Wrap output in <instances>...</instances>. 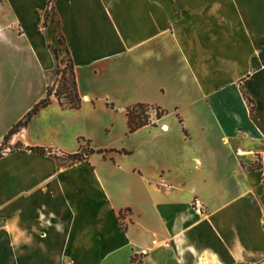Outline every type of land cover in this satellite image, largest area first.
<instances>
[{"label":"crops","instance_id":"0c3cea01","mask_svg":"<svg viewBox=\"0 0 264 264\" xmlns=\"http://www.w3.org/2000/svg\"><path fill=\"white\" fill-rule=\"evenodd\" d=\"M51 1L0 0V45L42 84L0 147L47 94L58 28L82 106L54 100L0 158V264H264V0ZM177 79L198 83L206 134L163 108ZM138 104L167 114L130 133ZM119 125L134 145H94Z\"/></svg>","mask_w":264,"mask_h":264},{"label":"rangeland","instance_id":"374dc122","mask_svg":"<svg viewBox=\"0 0 264 264\" xmlns=\"http://www.w3.org/2000/svg\"><path fill=\"white\" fill-rule=\"evenodd\" d=\"M52 7L53 6L49 7V13L52 12ZM49 16L51 17V14ZM44 31L45 30L42 28V32ZM24 47V45H21V48L17 45L12 47L8 45H0V122L2 123H7L10 120L7 116L8 109L13 108L14 113L18 111L17 115L20 114V111L29 104L30 97L37 95L42 88V84L37 78H34V83H30V77L35 76V70L32 69L27 71L28 64L25 62V59L21 57V60L19 61L20 64H18L16 60V56L21 54L20 49H25ZM58 51L60 61L56 64L54 73L48 77V86L50 85V87H54L55 90H60L62 87V77L61 74H57V65L61 66L62 70L66 68L68 71L71 65V57L67 52V47L60 46L58 47ZM11 57H14L15 60L11 61ZM30 89H32V93L29 92ZM200 99L201 94L200 90H198L197 82H193V80L184 81L179 79L174 81L170 91H167L166 94L163 93V96L160 97V101H163L166 105L163 106V108L169 111V115L172 113L171 116H173V118L183 116L186 117L188 122L190 121V123H188V129L192 136L206 134L204 128L201 126V120L199 119V108L203 104ZM62 101L66 104L69 103L65 96H62ZM177 108L181 109L176 110ZM164 112L167 114L166 111ZM146 115L150 118L151 123L153 115L155 117L154 120L164 117L163 112L156 109L149 110ZM55 116L56 114L51 112L50 115L39 119L36 124L38 125L41 120L44 119L55 125ZM123 129V125H119L117 134L112 136L110 140L96 139L94 145L108 144L115 147L134 145L135 136L127 133L124 138ZM209 134L211 133H207V135ZM10 140L7 143L4 141L2 147H0V156H4L21 146V144L10 146ZM45 140L50 141L49 138H45ZM80 145H82L84 152L87 151V145L84 142L80 141ZM84 152L81 154L82 156H84ZM65 161L67 164L75 163L70 158H66L64 162Z\"/></svg>","mask_w":264,"mask_h":264},{"label":"trees","instance_id":"16d2710c","mask_svg":"<svg viewBox=\"0 0 264 264\" xmlns=\"http://www.w3.org/2000/svg\"><path fill=\"white\" fill-rule=\"evenodd\" d=\"M51 4H53V0L51 1ZM49 15L50 13L49 11H47L45 15V26L46 27L50 20ZM58 32H59L60 46L66 47L65 38L59 31V28H58ZM50 48L54 54L56 62L58 63L60 61L58 48H52V47ZM67 52L70 55V52L68 49H67ZM57 74L59 75L61 74V77H62L61 89L55 90L54 87H50L49 85L46 96L39 103H37L31 109V111L24 117V119L18 122L13 127V129L9 132V134L6 136L5 138L6 143L9 142V140L15 134L19 133L23 128L27 127L29 123L32 121V119L36 115H38L43 109H46L49 106H51L54 100H57L60 106L65 109L67 108L68 109H79L82 106V99L78 91V83H77V76L75 72V66H74L72 59H71V65H70L69 71L66 68L62 70L61 66L57 65ZM62 96H65V98L68 100L69 103L67 104L64 103L62 101ZM151 109L153 108L147 105H143V104H138V105L129 107L127 109L128 126H129L130 133H135L138 130L144 128L145 126H148L151 123L150 118L146 115V113ZM156 110L163 112L164 116L166 115L164 111L160 109H156ZM20 147H22V145ZM20 147H17V148H20ZM28 150L41 154V155H45L49 152L47 149L41 148V147H32V148H28ZM2 157L3 156L1 155L0 158ZM68 158L72 159L75 162V163H72V165L76 163H83L84 161H86V158L82 156L81 154L71 155Z\"/></svg>","mask_w":264,"mask_h":264},{"label":"built area","instance_id":"2783aa9c","mask_svg":"<svg viewBox=\"0 0 264 264\" xmlns=\"http://www.w3.org/2000/svg\"><path fill=\"white\" fill-rule=\"evenodd\" d=\"M238 154H239V155H242V151L239 150V151H238ZM258 162H260L261 165H262V167H264V157H261V158L258 160ZM263 180H264V175H263ZM197 205H199V202H197ZM166 246L168 247L169 244H166Z\"/></svg>","mask_w":264,"mask_h":264}]
</instances>
